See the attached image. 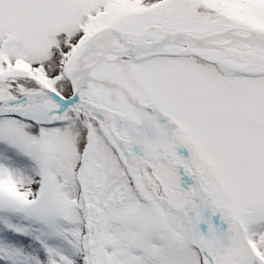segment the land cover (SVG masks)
Wrapping results in <instances>:
<instances>
[{"label":"rangeland","instance_id":"374dc122","mask_svg":"<svg viewBox=\"0 0 264 264\" xmlns=\"http://www.w3.org/2000/svg\"><path fill=\"white\" fill-rule=\"evenodd\" d=\"M238 25L264 34V0H0V100L26 101L36 90L69 97L65 66L73 69L103 27L97 42L125 50L129 42ZM229 40L217 37L223 47L208 49L91 53L83 68L82 98L98 102L97 95L135 123L184 138L192 148L183 153L162 141L185 168L186 182H175L174 167L147 155L128 127L115 122L122 139L78 106L40 109L38 123L0 117V232H28L14 223L19 217L64 249L88 233L90 264H204L199 248L168 220V189L193 218L212 201L217 222L229 226L234 264H264V56L256 45ZM19 101L9 108L30 104ZM124 138L153 171L137 162ZM23 252L0 244V264H38Z\"/></svg>","mask_w":264,"mask_h":264},{"label":"bare ground","instance_id":"6f19581e","mask_svg":"<svg viewBox=\"0 0 264 264\" xmlns=\"http://www.w3.org/2000/svg\"><path fill=\"white\" fill-rule=\"evenodd\" d=\"M75 104L83 105L87 110L98 111L103 113L104 117L114 132L120 137L117 127L114 122H118L124 126H133L136 123H131L129 116L123 115L114 107H97L93 102L83 101L78 99ZM30 105H35L34 102H30ZM111 117L110 120L107 117ZM121 138V137H120ZM125 145L127 150L134 155L135 159L140 165L152 164L146 157L138 152L136 146L132 144V141L126 139ZM125 140H122V142ZM137 150V151H136ZM164 156L169 160L174 168L179 170L182 174L185 169L183 165L168 153ZM208 191V189H207ZM168 220L172 226L181 231V233L193 244H196L200 249V254L204 264H234V254L229 249L226 236L227 232L222 223H217L215 219L214 205L212 201L207 198V213L202 216L200 220L192 218L185 211L181 210L176 204H167ZM194 216V215H193Z\"/></svg>","mask_w":264,"mask_h":264},{"label":"water","instance_id":"95a60500","mask_svg":"<svg viewBox=\"0 0 264 264\" xmlns=\"http://www.w3.org/2000/svg\"><path fill=\"white\" fill-rule=\"evenodd\" d=\"M105 29H101L97 31L86 43L80 58L75 66V69L71 72H69L70 76L73 79L74 83V92L70 97L63 98L58 94L54 93H45V92H39L37 93V96H44L49 97L52 99H55V102H46L43 103L40 107H32L31 109H23L21 111H0L1 115H19V116H27V112L29 110H35L40 109L43 107H54L56 110L68 106L78 95L80 90V76L82 73V69L84 64L86 63V56L91 51H110L112 53L116 54H130L135 52H146V51H154V50H164L163 45H169V44H180V45H186V48H189L191 46H217V43H208L207 41L214 39L216 37L222 36V35H228L230 36L233 41L240 42V41H249L254 42L256 44H264V34L260 33L258 30L254 28H246L242 26H237L234 28H229L225 31H219V32H213L208 35L200 36V37H188V38H178V37H166L159 41H152L145 43L142 47L129 49L126 51H120L109 47H101L98 46L94 38ZM246 30L249 33L247 35H238L235 33L236 31ZM23 98L17 99L16 101L22 100ZM11 102L10 100H2L1 105L8 104Z\"/></svg>","mask_w":264,"mask_h":264},{"label":"trees","instance_id":"16d2710c","mask_svg":"<svg viewBox=\"0 0 264 264\" xmlns=\"http://www.w3.org/2000/svg\"><path fill=\"white\" fill-rule=\"evenodd\" d=\"M254 52L261 55L257 50ZM250 57H252V55ZM98 80L99 79L97 78L96 81L98 82ZM49 82L50 81H48V83ZM5 83L6 82H0V87ZM106 86H108V84ZM185 139L188 140L187 138ZM31 178H33V183L35 184L37 182V175H31ZM34 187L35 186H33V189ZM33 191L37 192L36 190ZM14 223H17L22 227H28V232L25 234H19L15 228L10 227L6 230V235L8 237L4 241L7 240L11 243L22 244L25 248H30L32 254L39 261L52 264L49 254L50 252H53L55 255L64 257L67 264H90L91 257H89V255L92 251V245H94V242L90 240L89 234L84 233L81 235L80 239L75 243L76 246L74 248L64 249L61 243L55 242L54 240L51 241L48 238H46L43 243L40 242L37 238V233L33 230V226L37 227L34 223L26 222L19 217L15 219Z\"/></svg>","mask_w":264,"mask_h":264}]
</instances>
